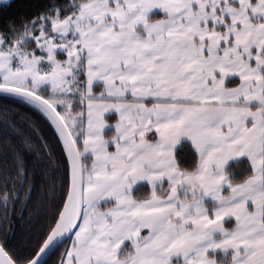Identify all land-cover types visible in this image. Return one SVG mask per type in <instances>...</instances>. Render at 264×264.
Segmentation results:
<instances>
[{
    "label": "snow or ice",
    "instance_id": "1",
    "mask_svg": "<svg viewBox=\"0 0 264 264\" xmlns=\"http://www.w3.org/2000/svg\"><path fill=\"white\" fill-rule=\"evenodd\" d=\"M0 0V264H264V0Z\"/></svg>",
    "mask_w": 264,
    "mask_h": 264
},
{
    "label": "trees",
    "instance_id": "2",
    "mask_svg": "<svg viewBox=\"0 0 264 264\" xmlns=\"http://www.w3.org/2000/svg\"><path fill=\"white\" fill-rule=\"evenodd\" d=\"M21 0H12V8L9 11H15Z\"/></svg>",
    "mask_w": 264,
    "mask_h": 264
}]
</instances>
